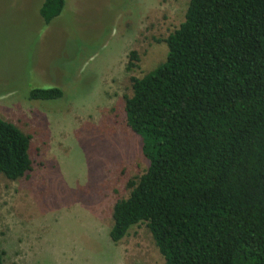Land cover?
<instances>
[{"label": "rangeland", "instance_id": "obj_1", "mask_svg": "<svg viewBox=\"0 0 264 264\" xmlns=\"http://www.w3.org/2000/svg\"><path fill=\"white\" fill-rule=\"evenodd\" d=\"M44 2L0 0V116L31 137L33 163L18 181L0 174L4 264H165L146 224L118 245L109 233L129 182L148 169L125 112L132 78L166 60L161 41L190 0H65L48 26ZM52 87L61 100L29 98Z\"/></svg>", "mask_w": 264, "mask_h": 264}, {"label": "trees", "instance_id": "obj_2", "mask_svg": "<svg viewBox=\"0 0 264 264\" xmlns=\"http://www.w3.org/2000/svg\"><path fill=\"white\" fill-rule=\"evenodd\" d=\"M65 4L45 0V25ZM161 42L166 60L132 78L126 98L148 169L116 204L110 239L146 224L165 264H264V0H190ZM137 62L132 51L127 69ZM64 95L35 88L29 98ZM30 149L31 137L0 116V174L24 178Z\"/></svg>", "mask_w": 264, "mask_h": 264}]
</instances>
